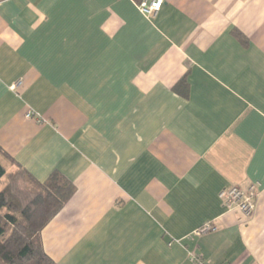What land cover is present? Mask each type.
I'll return each mask as SVG.
<instances>
[{
  "label": "crops",
  "instance_id": "obj_1",
  "mask_svg": "<svg viewBox=\"0 0 264 264\" xmlns=\"http://www.w3.org/2000/svg\"><path fill=\"white\" fill-rule=\"evenodd\" d=\"M0 165L73 184L55 264H264V0H1Z\"/></svg>",
  "mask_w": 264,
  "mask_h": 264
},
{
  "label": "trees",
  "instance_id": "obj_2",
  "mask_svg": "<svg viewBox=\"0 0 264 264\" xmlns=\"http://www.w3.org/2000/svg\"><path fill=\"white\" fill-rule=\"evenodd\" d=\"M175 90L187 96L184 79ZM23 173L20 169L9 173L0 165V180H9V185L0 190V263L55 264L43 250L40 232L70 199L73 184L57 172L43 183L29 182L23 179Z\"/></svg>",
  "mask_w": 264,
  "mask_h": 264
},
{
  "label": "built area",
  "instance_id": "obj_3",
  "mask_svg": "<svg viewBox=\"0 0 264 264\" xmlns=\"http://www.w3.org/2000/svg\"><path fill=\"white\" fill-rule=\"evenodd\" d=\"M162 0H141L137 3L139 12L146 18L154 17L161 9ZM35 115L28 112L25 118L32 119ZM257 190L255 185H251L246 190L238 187H229L219 192L218 197L228 210H238L245 218H250L255 210V199ZM211 226L205 225L195 232L196 235L207 231ZM189 260L192 264H209L200 255L189 254Z\"/></svg>",
  "mask_w": 264,
  "mask_h": 264
},
{
  "label": "rangeland",
  "instance_id": "obj_4",
  "mask_svg": "<svg viewBox=\"0 0 264 264\" xmlns=\"http://www.w3.org/2000/svg\"><path fill=\"white\" fill-rule=\"evenodd\" d=\"M18 183H19L18 185L21 186V184H20L21 183V180H19ZM8 185H9V180L6 179V178L2 179L0 181V190L4 189Z\"/></svg>",
  "mask_w": 264,
  "mask_h": 264
}]
</instances>
